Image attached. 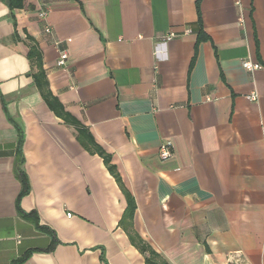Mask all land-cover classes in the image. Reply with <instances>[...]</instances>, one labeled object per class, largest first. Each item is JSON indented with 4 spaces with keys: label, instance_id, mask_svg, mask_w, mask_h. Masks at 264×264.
Masks as SVG:
<instances>
[{
    "label": "crops",
    "instance_id": "0c3cea01",
    "mask_svg": "<svg viewBox=\"0 0 264 264\" xmlns=\"http://www.w3.org/2000/svg\"><path fill=\"white\" fill-rule=\"evenodd\" d=\"M197 2L0 1V264L30 252L23 264H147L120 224L126 194L44 101L32 48L65 112L112 156L132 234L167 264H264V0H202L201 20ZM18 159L19 208L52 235L19 214Z\"/></svg>",
    "mask_w": 264,
    "mask_h": 264
},
{
    "label": "trees",
    "instance_id": "16d2710c",
    "mask_svg": "<svg viewBox=\"0 0 264 264\" xmlns=\"http://www.w3.org/2000/svg\"><path fill=\"white\" fill-rule=\"evenodd\" d=\"M4 1L8 8L14 12L15 10H20L24 8V1L25 0H0ZM202 0H198L197 2V10L199 14V20H201V13H200V7H201ZM204 39V36L200 35V38L198 40L201 41ZM30 57L31 58H37L38 60V67L39 71L34 75L35 82L42 94V97L48 107L55 113V115L62 120H64L67 124L73 125L76 127V130L78 132V140L79 142L84 145L86 150H88L91 154H97L99 155L104 163L106 164L108 170L110 173L114 176L119 186L122 188L124 193L126 194L127 202H128V208L126 210V213L121 221V225L124 227L126 232L128 233L130 240L134 246H136L139 251L146 256V263L147 264H167L150 246H148L146 243H144L140 238H138L136 235L132 234L131 230L128 229L125 225V222L127 219H132L134 215V211L136 209L134 199L132 196L127 193L122 180L120 178V175L117 172L116 166L112 163V156L108 154L100 145H98L92 135L84 128L81 127L78 120H76L71 114L65 112L63 105L59 102V100L54 97L52 94L49 83L46 79V76L42 70L41 62H40V55L37 53L35 48H32L30 51ZM24 138L20 136L19 139V146H18V156L22 153V145H23ZM18 169L17 175L21 184V192L17 200V206L19 214L22 218L25 220L32 222L38 229L42 230L43 232L50 233L52 235V232L49 231L46 227L40 226L39 222L37 221L35 213L26 214L21 211L19 208V203L22 198L27 196L30 193V184L28 181V178L24 174L23 171H21V163H19L18 159ZM56 241H52V245L48 249L49 251L53 250L55 247ZM32 252L27 253L24 255L21 259L14 262V264H23L25 263L29 257L31 256Z\"/></svg>",
    "mask_w": 264,
    "mask_h": 264
},
{
    "label": "built area",
    "instance_id": "2783aa9c",
    "mask_svg": "<svg viewBox=\"0 0 264 264\" xmlns=\"http://www.w3.org/2000/svg\"><path fill=\"white\" fill-rule=\"evenodd\" d=\"M38 17L40 20L46 21L47 17H48V12L42 11L39 13ZM45 32L47 34L50 33L51 32L50 27L47 26L45 28ZM173 37H174V35L172 33H170L164 37V40H171ZM68 59H69L68 52L66 50H60L57 65L59 67H66L68 64ZM243 67L248 71H253V70L260 69L262 66L259 63H252L250 60H246L243 62ZM251 99L256 100L257 97L251 96ZM173 155H174V153L172 150V143L171 142L162 143V145L160 146V150H159V156H160L161 160L167 161V160L171 159L173 157Z\"/></svg>",
    "mask_w": 264,
    "mask_h": 264
}]
</instances>
